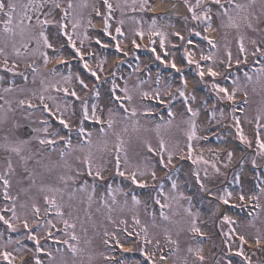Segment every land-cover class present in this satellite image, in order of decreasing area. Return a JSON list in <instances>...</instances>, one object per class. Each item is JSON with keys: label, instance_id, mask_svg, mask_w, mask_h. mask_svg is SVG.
<instances>
[{"label": "snow or ice", "instance_id": "6c2138e0", "mask_svg": "<svg viewBox=\"0 0 264 264\" xmlns=\"http://www.w3.org/2000/svg\"><path fill=\"white\" fill-rule=\"evenodd\" d=\"M183 4L181 29L162 12L146 32L151 0H0V264H253L264 253V0ZM126 24L149 37L150 63L136 39L122 46ZM178 116L183 146L167 138ZM210 141L223 147L205 158L194 145ZM133 250L140 260L115 256Z\"/></svg>", "mask_w": 264, "mask_h": 264}, {"label": "rangeland", "instance_id": "374dc122", "mask_svg": "<svg viewBox=\"0 0 264 264\" xmlns=\"http://www.w3.org/2000/svg\"><path fill=\"white\" fill-rule=\"evenodd\" d=\"M155 0H151V2L153 3ZM175 7V5H173ZM181 13H185L184 12H181ZM147 14V13H146ZM170 16H171V24L173 25V28H170L169 29V32H171L172 30H175V29H181L183 27L182 25V21L180 19H178V17H182V15L178 16V15H175L174 12L170 11L169 12ZM119 14L117 13V16ZM178 16V17H177ZM145 16L142 14V16H140V18L144 21V26H147L148 28V25L150 23L151 20H146L144 18ZM94 23L97 25V30L101 27L98 23H99V20L95 19L94 18ZM160 23V21H159ZM165 22L162 24L164 25ZM131 29V25L130 24H126L125 25V31L126 33L128 34V39L126 40H123L122 41V46L127 49V48H130V46L132 45L130 43L131 40H129L133 33L132 31L130 30ZM147 32V31H146ZM90 35H93L94 33L90 31L89 33ZM138 43V42H137ZM93 48H95V45L93 44ZM128 51L131 52V49H128ZM234 51V50H233ZM235 52V51H234ZM249 62L251 63V57L249 58ZM201 95H203V93H201ZM260 101V97L259 96H254L252 98V100L250 101L251 102V107L248 109V117L251 118L255 115V109L257 108V105ZM204 120V116L202 114L200 120H198V123L202 122ZM142 123H144V121L142 120ZM176 124L177 125H180V120H179V116L177 118V121H176ZM151 126V125H149ZM6 128L7 126H0V138L3 137V135L5 134V131H6ZM182 128H183V125H180L179 127H173L168 133H167V138L171 139V140H178L180 143H181V146H183L184 144V137H183V131H182ZM245 131L246 132H249L250 131V126L249 125H245ZM150 138L153 140V143H155V134L152 133ZM198 148H204L205 149V158H211V154L207 151L208 148H218V147H223V145H221L219 142L218 143H213L212 141H210V143L208 144H205L204 142H200L198 145H194ZM131 223V222H130ZM119 234V233H118ZM123 240V239H122ZM125 242V245H127L128 247H133L135 248V242L133 240H123ZM31 247V246H29ZM93 247L96 249V251H106L102 245L99 244V239L97 238L96 241H94V245ZM254 250V249H253ZM246 251H252V250H249V249H246ZM264 259V253L262 254H259L257 252V254L255 256L252 257V260H253V264H257L258 261H261Z\"/></svg>", "mask_w": 264, "mask_h": 264}]
</instances>
